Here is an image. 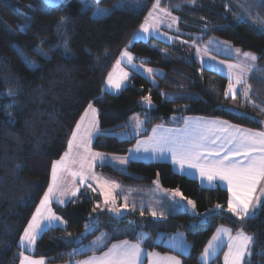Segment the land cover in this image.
<instances>
[{
    "label": "trees",
    "instance_id": "trees-1",
    "mask_svg": "<svg viewBox=\"0 0 264 264\" xmlns=\"http://www.w3.org/2000/svg\"><path fill=\"white\" fill-rule=\"evenodd\" d=\"M117 1L99 0L97 4L112 8ZM156 1L146 0L139 11L112 9L107 16L95 19L90 10H81L79 0L48 9H43V0H0V264H20L25 253L20 246L24 229L48 189L53 163L68 149L75 125L89 103L97 109L99 121V135L92 148L106 154L125 155L155 125L180 126L189 116L219 118L264 131V109L243 105L239 93L228 97L227 77L185 58L181 48L156 39L129 46ZM161 1L162 7L179 18L181 39L200 42L216 37L257 56V71L250 74L248 83L253 82L250 91L258 101L254 94L264 91V32L250 22L264 20V0ZM62 22L63 30L58 32ZM126 48L143 66L160 70L162 75L148 78L129 69L128 86L119 95H111L103 87ZM66 49L73 55H66ZM24 56L37 66L29 68ZM145 97L151 100L150 109L142 103ZM135 114L144 120V131L138 137L119 139L109 134L126 129L124 124ZM97 170L128 184L158 180L164 189L178 190L194 202L197 216L182 212L162 220L149 217L139 221L141 218L130 215L138 219L134 229L149 234L144 244L148 250L172 253L181 264H201L199 255L215 230L227 226L233 233L243 229L254 237L247 264H264V201L258 215L241 220L227 210L226 189L202 187L198 180L174 172L168 163L131 161L126 172L109 166ZM101 201L99 193L82 189L65 206L53 204L66 228L44 230L33 252L26 254L45 264H66L102 253L116 241H135V235L129 233L112 235L98 251L77 253L101 230H126L130 224L126 218L100 211L97 203ZM218 204L222 205L219 209ZM207 211H211L210 219L199 222ZM90 219L98 228L82 241H69L85 230ZM176 231L184 232L189 255L152 242L158 233Z\"/></svg>",
    "mask_w": 264,
    "mask_h": 264
},
{
    "label": "rangeland",
    "instance_id": "rangeland-1",
    "mask_svg": "<svg viewBox=\"0 0 264 264\" xmlns=\"http://www.w3.org/2000/svg\"><path fill=\"white\" fill-rule=\"evenodd\" d=\"M69 1L70 0H60L59 3L48 4L45 2V0H43L44 2L43 9H48L50 7L57 6V5H64V4H67ZM79 1L81 3V10L83 11L90 10L91 16L95 19L103 18L107 16L108 14H110L112 9L139 11L146 6V0H120V1H117L113 5L112 8H104V7L99 6L97 4L99 0H79ZM156 3L157 1L154 4ZM161 3L162 1L159 0V7L155 10L153 9V6H152L144 18L142 25L145 24V20L146 18H148L149 25H150L149 32L147 33L143 32L141 29V26H142L141 25L140 28L136 31L129 46L133 42H136V41L148 42L151 39H156V40L168 43V44H172L176 48H181L183 50V55L185 58L197 59L198 62H200L203 67L212 69L219 73H222L223 76L229 79L230 81L229 84L232 85L233 91L232 92L229 91V85H228V88H227L228 97L234 98L239 93L243 97L241 101L243 105H247L251 109H254V108L264 109V104H263L264 103V96H263L264 91H261L257 95L254 94L255 97L258 96V101H259L258 102L254 99L253 94L250 91V88H252V85H254L253 82L248 83L250 74L257 71L255 61L247 60L242 55V53L244 52L241 51L239 48L234 47L230 43L224 40H221L219 38H216V37L206 38L205 40L200 41V42H196V40L187 41V40L181 39L178 36L179 35V25H178L179 18L176 15H174L171 11H169V9L162 7ZM149 12L153 13V17H149L148 15ZM166 12L171 13V15L177 17L178 20L173 22L171 19V16H167L165 14ZM259 20H256V21L253 20L250 23L258 31L264 32V20H261V19ZM169 25H171V27H169ZM152 47H156V45L152 44ZM236 49H239L240 52H237ZM66 55L72 56L73 54L70 51H67ZM120 56L118 57V59H120ZM132 56L134 59L131 64H129L127 60L125 59L124 61L121 62V65H120V68H122L123 71L128 73V79L124 81L123 86L119 90L110 89L106 85V81H105L103 91L111 95H119L122 89L128 86L129 84V77H130L129 69L135 70L148 78L152 77L154 74H158L160 76L162 75V72L160 70L153 69L151 73L147 72V69L149 68L143 66L141 64V61L137 59L134 55ZM226 57H228L230 60L223 59ZM165 59H167V57H165ZM24 60L27 66L31 69L37 66V62L34 60H29L25 56H24ZM230 65H239L241 67H231L230 68L229 67ZM116 75H119L118 71ZM237 78L241 79L242 82L240 84L236 83ZM245 90H247L248 92L247 96L244 95ZM149 100L150 98L148 100L144 99L142 102L145 107H148V109H150V107L152 106L151 100H150V103H149ZM236 113L242 114L241 111H237ZM133 116H136V118H139L140 125L137 127L143 130L144 120L140 117L141 115L135 114ZM90 118L91 117L86 118L85 123H87V120ZM188 118H191L193 126H195L197 121H224V122H227L228 125H232V126H235L236 128L244 129L242 127L236 126L223 119L201 117V116L185 117L184 121L182 122L180 126L170 125L172 126L171 128L182 127L181 129H184L186 127L185 121L188 120ZM97 120H98V112H97ZM98 125H99V121H98ZM126 125H128L129 128L127 127L126 129L112 131V132H109V134H113L117 136L119 139H129L132 137H136L137 135H139V133L142 132V130L140 132L138 128H136L135 125H132V128H130L131 125H130L129 119L124 124V126ZM157 126H160V125H155L154 127H152L149 134L146 137L138 139L139 141H136L135 144L131 147V149L125 155H113V154L102 153L104 159L97 158L93 162V166L91 170L86 171L85 173V175L89 177L85 182L81 183L79 177H72L71 175L67 173L64 174L66 184L70 187L71 192H75V195L69 194L68 196L62 197L61 199L65 201L63 204L59 203L55 198H53L52 203L50 205L51 208L53 204L65 206L70 201L76 199L79 195V192L82 189H87V190L93 191L94 193L97 192L101 195L102 201L97 203V207L100 211H106L107 213H109L110 215H112L114 218H117V219L126 218L130 222V224L126 225L125 227L126 230L115 229L111 232H107L106 230H101L100 233L90 243L82 244L79 247L78 250L80 252H88V251L101 249L112 235L113 237H118L123 233H129L131 235H135L136 237V240L132 242H137L139 234L144 233L146 235H145V239L143 240L142 246L145 248V252L142 256V260L143 262H146V258H147L148 259L147 264H150L148 253L158 252V251L148 250L145 247L144 244L149 239V234L142 229L135 230L134 225L136 221H138V219L136 220L134 217H131V216L136 215L139 218H141V220L139 221H143L144 218H149V217L152 219H156V220H162L165 217H168L170 215L172 216V215H175L177 213H182V212H187L192 216L198 215L196 207H193L192 204L188 203V201H192V200L184 198L178 190L164 189L160 185L158 180L155 181L153 184H128V183H123L119 179L117 180L111 177L110 175L103 173L102 171H98L97 168L109 166L119 172H126L127 166L131 161H140L141 159H143V161L146 160V163H149L152 160H156V161H161L162 163L170 164L172 166L173 171L182 176L198 180L202 187H209V186L214 185L215 183H218L222 187L227 186L226 182L219 181V180L213 181L211 183H209L206 179L202 180L199 175V171L197 169L187 168V166H185L184 169H181L179 165L173 163L170 153L165 152L164 154L161 155L159 153L153 152L151 150V147H149L148 151H144L143 145H141V150L137 152L135 149L137 148L138 143L141 141H148L153 136V129L157 128ZM176 130H179V129H176ZM231 131H232L231 129H228V132H231ZM253 132H256V131H253ZM161 134L163 133H160V131L156 133V135H161ZM98 135H99V132L94 133L91 139L90 146L93 152H97L93 150L92 144ZM219 135L221 136V138H223L224 136L227 135V132H220ZM221 142H222V139L217 140L216 143L220 144ZM67 151H69V149H67L65 152ZM69 161H70V164H69L70 171L80 170L79 157L76 156V149H73L72 154H70ZM71 161H75V162H71ZM121 161H124V162H121ZM50 183H51V177H50ZM115 185H119V187H115ZM102 186L109 187V190L111 192V197L115 198V204L112 203L111 198L109 199L108 203H105ZM257 190L260 192L259 187ZM177 191L181 195L174 196L173 193ZM228 193L231 195L229 191ZM113 208L119 209V213L112 211L111 209ZM153 211H156L158 213L157 216L155 217L152 216ZM159 213H163V216L159 215ZM255 215H258V214H255ZM210 217H211V211H207L205 214H203L200 217L198 221L201 223H206L210 219ZM86 225L89 227H86ZM58 227L63 228V229L66 228V222L63 220V218L61 221L53 222L51 225L47 227L42 226V231L45 229L47 230L49 228H58ZM221 227L229 228L227 226L218 227L213 233L212 237L217 234V230ZM97 228H98L97 222L90 219L85 224V230L81 234L75 236L74 238H71L69 241H74V242L82 241L88 234L94 232ZM42 231L40 232V234L42 233ZM232 234H236V233L232 232ZM39 235L37 236V238L39 237ZM98 237H103V239H102V242L97 245V244H94V242L97 241ZM212 237L209 241L212 240ZM124 240H129V239H124ZM118 242L119 241H116L114 243H118ZM152 242L156 244L162 243L167 248L171 250L174 249L173 250L174 252H177L182 255H189L190 253V251L183 252L185 251L187 247L190 248L189 247L190 244L186 241L185 234L182 231H176L170 234L158 233L156 236H154V238L152 239ZM183 242H186V245L181 246ZM227 243H228L227 237H224L223 244L221 245L220 248H218L212 254L210 260H208L206 264H211V263L212 264H225V254L228 252ZM112 244L109 246V248H111ZM34 245L27 246V245L21 244V247L28 252L34 247ZM207 245L205 246V248L207 247ZM249 252H250V255H246L244 257L242 264H247V262L250 260L252 253H253V243L250 245ZM202 253L199 255V262L201 264H205V261H203L201 258Z\"/></svg>",
    "mask_w": 264,
    "mask_h": 264
},
{
    "label": "snow or ice",
    "instance_id": "snow-or-ice-1",
    "mask_svg": "<svg viewBox=\"0 0 264 264\" xmlns=\"http://www.w3.org/2000/svg\"><path fill=\"white\" fill-rule=\"evenodd\" d=\"M45 2L54 4L59 3L60 0H45ZM158 7L159 0L153 5V9L155 10ZM165 14L171 16L173 22L178 20L171 13L166 12ZM148 15L153 17L152 12H149ZM141 29L145 33L149 32L148 18H146L145 24L141 26ZM57 30L58 32L63 30V22L57 26ZM236 51L240 52L239 49H236ZM242 55L247 60H257V56L251 52H244ZM125 59L129 64L134 59L127 49L121 53L113 71L107 76L106 85L108 88L119 90L123 86L124 81L128 79V73L120 68L121 62ZM229 67L241 66L230 65ZM117 71L119 75H116ZM152 71L153 69L151 68L147 69L149 73ZM241 82V79L237 78L236 83L240 84ZM229 91H233L231 84H229ZM244 95H248L247 90H245ZM144 99L148 100L149 98L145 97ZM89 115L91 118L85 123ZM185 124L186 127L179 130L163 129L162 126H157V128L153 129V136L148 141L139 142L135 150L139 152L141 145H143L144 151H148L149 147H151L153 152L161 155L165 152L170 153L173 163L179 165L181 169H184L185 166L197 169L202 180L206 179L209 183L217 180L226 182L231 193V197L227 201L228 212L241 220L245 217L253 218L256 214V209L264 201V132H253L249 129L236 128L224 121H197L195 126H193L191 118H188ZM228 129L232 131L228 132ZM158 131L163 134L156 135ZM98 132L97 109L89 103L84 116L75 125V130L68 141L69 151L65 152L61 159L55 161L52 165L51 183L31 221L24 229L21 237L22 245H34L37 236L42 231V226L47 227L53 222L62 220V217L56 215L50 205L53 198L63 204L65 201L61 199L62 197L69 194L75 195V192H71L70 187L66 184L64 174L67 173L72 177H79L81 183H83L89 178L85 173L91 170L93 162L97 158L104 159L102 153L93 152L90 146L93 134ZM220 132H227V135L221 138ZM220 139H222V142L217 144V140ZM73 149H76V156L79 157V171H70L69 168V157ZM115 187H119V185H115ZM258 187L261 190L260 196L255 195ZM102 188L105 203H108L111 198L112 203L115 204V198L111 197L109 187L102 186ZM173 195L181 194L177 191ZM188 203L195 207L194 202L188 201ZM216 207L219 209L222 205L218 204ZM111 210L119 213V209L113 208ZM157 214L156 211L152 212L154 217ZM159 215L163 216V213H159ZM86 227L89 226L86 225ZM232 231V229L224 227L217 230V234L212 237V240L209 241L202 253L201 258L205 261V264L210 260L212 254L221 247L224 237H227L228 241L225 264H242L244 257L250 255L249 248L254 241V237L247 234L243 229H240L234 236ZM145 235L140 233L137 242L121 240L112 244L111 248L100 256H94L87 260L76 262V264H144L142 256L145 248L142 245ZM102 239L103 237H98L94 244H100ZM184 245H186V242H183L181 246ZM148 258L150 264H181V261L176 257H161L159 253L155 252H149ZM21 264H44V262L43 260H35L25 256Z\"/></svg>",
    "mask_w": 264,
    "mask_h": 264
},
{
    "label": "crops",
    "instance_id": "crops-1",
    "mask_svg": "<svg viewBox=\"0 0 264 264\" xmlns=\"http://www.w3.org/2000/svg\"><path fill=\"white\" fill-rule=\"evenodd\" d=\"M197 62H198V60L197 59H195ZM226 60H230L228 57H226ZM200 65H201V63L200 62H198ZM257 64V60H255V65ZM212 70V69H211ZM219 73V72H218ZM220 74H222V73H220ZM228 79V78H227ZM229 80V79H228ZM230 82V81H229ZM83 116H84V114H83ZM89 117H91L90 115H89ZM128 121V120H127ZM79 122H80V120H79ZM129 122H130V125H131V127L130 128H132V125H135L136 126V128H138L137 126H139L140 125V120H139V118H136V116H131L130 118H129ZM173 125H176V124H173ZM160 126H162V128L163 129H181L182 127H178V128H171L172 126H165V125H161L160 124ZM176 126H178V125H176ZM127 127L129 128V126L127 125ZM244 129H246V128H244ZM138 130L141 132V128H138ZM250 130V129H249ZM144 131V127H143V130H142V132ZM252 131H256V132H264V131H260V130H252ZM141 132V133H142ZM141 133H139V135L141 134ZM161 133V132H160ZM139 135H137L136 137H138ZM146 137V136H145ZM141 138H143V137H140L139 139H141ZM137 141H139V140H137ZM239 158V157H238ZM141 162H146V160L145 161H143V159H141L140 160ZM149 162V161H148ZM150 162H161V161H156V160H152V161H150ZM214 186H220V187H222L221 185H219L218 183H215L214 185H212V186H209V187H214ZM222 188H224V189H226L227 191H229L228 190V186H224V187H222ZM259 191L257 190V192L255 193V195L256 196H260L261 195V190H260V192L258 193ZM230 197H231V195L229 194V199H230ZM260 207H258L257 209H256V212L258 211V209H259ZM247 217H245V219H246ZM226 227V226H225ZM46 230V229H45ZM44 231V230H43ZM42 231V232H43ZM238 232V231H237ZM237 232H235V233H237ZM233 236L234 235H236V234H232ZM20 246H21V241H20ZM190 247V246H189ZM22 248V247H21ZM33 249H34V247L30 250V251H26L25 249H23L22 248V250H23V252H25V253H23L22 254V258H21V261L23 260V258L25 257V256H27V257H29V258H31V259H35V260H42V259H38V258H33V257H31V256H29V255H27L26 253H31V252H33ZM108 249H109V247H108ZM108 249H106L104 252H106V251H108ZM172 250H174V249H172ZM191 250V248H186L185 249V251H183V252H189ZM96 251H98V250H93V251H88V252H96ZM80 251L78 250L77 251V253H79ZM103 253V252H102ZM102 253H99V254H96V253H94V254H92V255H90V256H88V257H86V258H83V259H77V260H72L71 262H69V263H66V264H76V262H80V261H84V260H87V259H89V258H91V257H94V256H100ZM155 253H159V252H155ZM160 255H161V257H168V256H173V257H176L177 259H179V257L178 256H176V255H174V254H172V253H159ZM167 255V256H166ZM180 260V259H179ZM44 262V261H43ZM148 263V259L146 258V262H144V264H147ZM20 264H21V262H20ZM45 264V263H44Z\"/></svg>",
    "mask_w": 264,
    "mask_h": 264
}]
</instances>
